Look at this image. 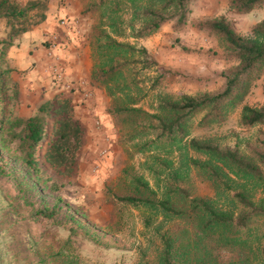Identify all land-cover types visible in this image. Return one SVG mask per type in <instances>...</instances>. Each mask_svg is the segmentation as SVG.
<instances>
[{"label": "rangeland", "instance_id": "374dc122", "mask_svg": "<svg viewBox=\"0 0 264 264\" xmlns=\"http://www.w3.org/2000/svg\"><path fill=\"white\" fill-rule=\"evenodd\" d=\"M16 1L24 4L27 0ZM44 1L48 6L50 0ZM90 1L93 0H78L81 6L78 18L86 20L83 33L87 34V38L99 16L96 11L88 10ZM189 6L186 22L179 29L168 21L149 35L139 38L115 37L118 41L128 40L137 46H144L156 62L155 67L173 72L174 77L165 75L154 90L150 89L154 69L140 68L139 62L131 61L116 76L113 81L116 85L112 86L110 92L104 84L92 79L90 72L85 81L82 80L72 89H69L70 86L65 92H56L55 88L50 90L47 86L52 87L56 81L63 79L57 78L55 64L40 67L30 59L18 63V51L10 53L11 46H18L16 40L20 33L15 36L13 44L6 51L5 63L11 68L7 78L16 83V92L8 83L0 95L3 99L1 105H5L14 115L27 117L36 113L40 103L59 93L71 101L74 115L82 127V144L77 152L74 171L69 175L62 174L45 161L44 144L36 153L39 175L25 170L7 152L1 153L7 164L0 170V264H144V259L150 264H157L161 242L155 230L143 223L147 211L142 207L123 204L115 196L131 191L132 174L140 175L152 189L158 190L162 176L159 180L147 166L151 165L156 170L159 168L152 155L171 161V166L178 169L180 152L172 150L165 153L161 149L148 151L138 148L146 137H152L138 132L143 126L142 120L132 125L122 115L113 114L112 110L117 105H125L129 94L138 96L134 106L151 112L155 91L175 97L178 93L221 88L223 81L219 72L232 62L224 58L217 39L195 22L222 15L236 33L246 34L255 21L264 19V1L239 14L229 9L228 0H191ZM39 11V8L31 9L26 21L32 23ZM8 29L5 20L0 19V39L6 36ZM107 30L111 31L110 28ZM100 40L103 41V38ZM37 43L43 46L44 56H50L47 50L52 49L51 41L43 32ZM33 49L26 50V58ZM101 52H105V49L92 51L90 71L102 61ZM130 73H136L135 78L137 84L142 86L143 94L129 83L128 88H123L122 80L127 83ZM32 75H35V79L41 77L49 80L48 85H40L36 91L26 83L34 78ZM256 80L248 94L255 100L264 93V78ZM238 115L239 107L224 122L205 129L193 126L191 133L210 136L220 146L236 147L244 154L248 145L258 146L257 130L262 129V125L242 127ZM131 133L135 135L131 137ZM187 153L202 157L192 150ZM187 174L184 179L173 182L188 195L213 199L221 206L230 203V195L235 190L222 185L217 189L202 171L190 164ZM45 177L61 184V187L57 191L50 190L48 183L44 182ZM237 183L240 182L237 180ZM251 193L254 197L261 194L258 189L251 190ZM43 207H55L54 216H36L35 211ZM159 218H153L154 222ZM168 225L173 228L176 220ZM239 233L245 235L244 231ZM247 237L251 245L264 244V218L259 217L253 222ZM222 249L216 264H239L246 253L238 245L231 249L224 246ZM252 263H255L254 258Z\"/></svg>", "mask_w": 264, "mask_h": 264}, {"label": "trees", "instance_id": "16d2710c", "mask_svg": "<svg viewBox=\"0 0 264 264\" xmlns=\"http://www.w3.org/2000/svg\"><path fill=\"white\" fill-rule=\"evenodd\" d=\"M190 1H90L88 10L96 11L99 16L88 35L89 45L93 51L105 49L99 54L102 61L90 71L91 78L99 81L98 84H104L110 92L116 85L114 79L130 61L139 62L140 68L154 69L155 75L150 77L151 90L159 86L165 75L174 77L170 70L155 67L156 62L144 46L128 40L118 41L115 37L149 35L168 21L179 29L186 22ZM263 1L228 0V7L234 13H245ZM46 7L44 0H27L24 4L16 0H0V19H4L9 28L6 36L0 39V95L8 83L16 92V83L7 78L11 71L5 63L7 49L16 35L45 19ZM34 8L40 10L38 17L28 23L27 13ZM195 25L213 35L223 50L224 58L232 62L219 72L222 87L213 91L178 93L175 97L155 91L151 112L134 106L138 96L129 94L125 105H117L112 110L113 114L122 115L132 125L142 120L143 126L138 132L152 137H146L138 148L148 151L161 149L165 153L176 150L180 152V166L186 169L174 168L171 161L159 159L154 154L153 161L159 168L147 166L159 180L162 176L158 190L152 189L140 175L132 174L131 191L115 198L123 204L147 211L143 223L155 230L161 242L157 264H216L224 246L231 249L236 245L246 252L239 264H264V244L251 245L247 237L253 222L259 217L264 218V130L258 128V146L248 145L244 154L236 147L220 146L210 136L191 133L193 126L205 129L224 122L238 107V122L242 127L264 124V106L245 101L256 79L264 72V19L255 21L246 34L236 33L222 15L199 20ZM102 38L103 41L100 40ZM135 74H129L127 83L122 80L123 88L131 84L133 89L142 93ZM2 100L0 96V170L7 164L1 153L7 152L25 170L39 175L36 153L44 144L45 161L62 174H72L82 144V127L74 115L70 99L58 93L40 103L36 113L27 117L14 115L1 105ZM134 135L130 134L131 137ZM188 150L202 157L189 155ZM189 164L202 171L217 189L228 186L235 190L230 195V203L221 206L213 199L188 195L174 184L173 181L187 177ZM44 182L52 191L61 187L47 177ZM256 189L261 194L254 197L251 190ZM54 214L55 207L35 211V215L42 218H51ZM156 216L160 218L154 222ZM175 220L176 226L171 228L168 224ZM240 231L245 235L241 236ZM252 258L255 263H252ZM144 264L150 263L144 259Z\"/></svg>", "mask_w": 264, "mask_h": 264}, {"label": "crops", "instance_id": "0c3cea01", "mask_svg": "<svg viewBox=\"0 0 264 264\" xmlns=\"http://www.w3.org/2000/svg\"><path fill=\"white\" fill-rule=\"evenodd\" d=\"M60 1L50 0L45 13V19L36 25L32 24L29 29L20 33L16 40L18 41V46L17 44L14 47L11 46L10 53L15 54L18 51L16 53V61L18 63L28 61V59L35 61L36 66L40 67L54 63L58 72L57 78H63L60 81H56V84H52V87H49L47 86L49 80L47 81L39 77L41 79L39 81V79H35V75H32L34 78H30L26 83L32 85L36 91L40 88V85L47 86L50 90H54L53 88H55L56 92H65L70 86L69 89H72V87L85 81L93 64V50L89 45L87 34L83 33L86 20L78 18L81 10L78 0ZM57 2L60 4L56 5ZM42 32L51 41L52 49L51 51L47 50V52H50V56H44L43 46L37 43ZM32 47L34 48L33 52L28 53L29 58H26V50L32 49ZM59 71H61V74H59ZM261 77L264 78V72ZM255 83H257V80ZM249 92H251V89ZM248 94L245 97L247 103L261 104L264 106V93L262 95L259 94L256 100L252 99L251 95ZM262 129H264V124H262Z\"/></svg>", "mask_w": 264, "mask_h": 264}, {"label": "built area", "instance_id": "2783aa9c", "mask_svg": "<svg viewBox=\"0 0 264 264\" xmlns=\"http://www.w3.org/2000/svg\"><path fill=\"white\" fill-rule=\"evenodd\" d=\"M57 76H58V74H57Z\"/></svg>", "mask_w": 264, "mask_h": 264}]
</instances>
